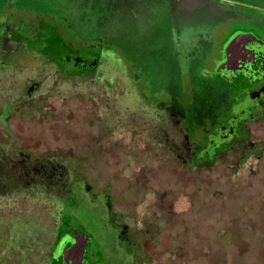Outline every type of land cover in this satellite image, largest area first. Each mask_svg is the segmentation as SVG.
Returning a JSON list of instances; mask_svg holds the SVG:
<instances>
[{
    "label": "rangeland",
    "instance_id": "obj_1",
    "mask_svg": "<svg viewBox=\"0 0 264 264\" xmlns=\"http://www.w3.org/2000/svg\"><path fill=\"white\" fill-rule=\"evenodd\" d=\"M182 1L187 29L213 27L230 14L251 25L250 13L264 18V0ZM89 2L78 4L87 10ZM120 3L138 21L151 15L161 25L172 2ZM133 18L117 22L128 37ZM113 43L122 48L111 47L94 73L61 79L39 57L6 80L19 89L25 77H42L46 90L40 102L21 103V114L10 97L9 132L0 134L10 144L0 150L7 186L0 183V253L7 264H42L37 244L52 242L65 219L93 234L102 264H264V114L244 123L245 135L211 160L192 164L189 143L170 151L158 144L162 115L131 90L120 59L129 40ZM155 70L166 83V68ZM196 102L200 111L204 102ZM198 123L206 129L202 118ZM112 217L125 226L127 247Z\"/></svg>",
    "mask_w": 264,
    "mask_h": 264
},
{
    "label": "flooded vegetation",
    "instance_id": "obj_2",
    "mask_svg": "<svg viewBox=\"0 0 264 264\" xmlns=\"http://www.w3.org/2000/svg\"><path fill=\"white\" fill-rule=\"evenodd\" d=\"M78 1L0 0V134L9 132L5 119L11 98L16 99V112L21 114V103L36 104L46 91L42 90L43 78L37 76L25 77L19 89L5 86L6 80H11L10 73L20 71L24 61L37 63L41 57L43 65L52 66L56 76L65 80L74 71L88 75L111 58V47L122 48L113 43L122 38L129 40V48L123 47L120 59L128 71L131 90L145 106L162 115L163 126L155 135L160 139L158 144L170 151L189 143L185 149L190 148L192 164L211 160L232 140L245 135L244 123L263 116L264 32L257 27H264V18L250 13L251 25L230 14L220 24H203L198 31L196 27L187 29L181 16L182 0H170L171 11L161 25H156L151 15L140 21L133 18L120 0H90L87 10ZM134 1L138 4L142 0ZM127 16L136 21L130 20V37L117 23ZM249 25L255 29L249 30ZM158 65L171 71L166 73V83L159 80ZM198 97L204 102L201 110L188 111L190 105L195 109L199 106ZM199 117L206 129L198 123ZM9 148L8 142H0V150ZM4 171L2 162V189L7 187ZM78 180L90 190L84 177ZM102 194L107 196L102 198L108 205L107 213L113 215L108 193ZM111 223L127 247L125 226L116 224L114 217ZM63 226L71 227L58 239ZM68 226L60 223L52 242L37 244L41 263L102 264L103 254L94 244L93 234L71 221ZM6 258L3 249L0 264H7Z\"/></svg>",
    "mask_w": 264,
    "mask_h": 264
},
{
    "label": "trees",
    "instance_id": "obj_3",
    "mask_svg": "<svg viewBox=\"0 0 264 264\" xmlns=\"http://www.w3.org/2000/svg\"><path fill=\"white\" fill-rule=\"evenodd\" d=\"M187 110H188V111H193V110H196V109H195V107H193V106L190 105V106L187 107ZM63 223L66 224L67 226L70 225V221H69L68 219H67V220L65 219V220L63 221ZM74 226H75V225H74ZM74 226H73V228H76V227H74ZM70 227H71V226H70ZM70 227H69V226H68V227H66V226L61 227V229H60V233H59V235H58V239L61 238L62 235H64L67 231H69L68 229H69ZM78 227L84 228V226H78Z\"/></svg>",
    "mask_w": 264,
    "mask_h": 264
}]
</instances>
